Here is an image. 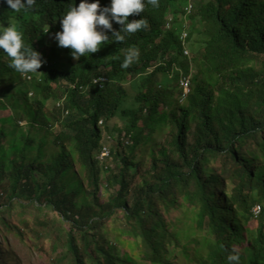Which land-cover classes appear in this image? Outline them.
<instances>
[{
  "label": "trees",
  "instance_id": "16d2710c",
  "mask_svg": "<svg viewBox=\"0 0 264 264\" xmlns=\"http://www.w3.org/2000/svg\"><path fill=\"white\" fill-rule=\"evenodd\" d=\"M80 3L36 0L33 10L15 13L0 0V25L11 19L24 43L47 60L41 73L23 77L0 50L1 96L14 113L22 109L29 116L30 126L19 127L16 114L2 120L15 127H0V224L15 230L6 221L15 208L49 206L56 224H63L51 246L55 264H171L169 257L189 244L181 243L164 216L180 207V197L207 246L198 264H229L236 246L239 264H264V0H159V7L129 17L146 19V30L74 60L54 37L69 5ZM168 13L170 27L163 30ZM133 46L138 62L123 69L124 50ZM191 76L183 100L179 82ZM7 104L0 103V110ZM119 115L127 123L126 138L109 135L119 148L109 147L102 160L104 131L122 132L109 125ZM168 120L176 131L169 150L143 172L138 150L147 142L145 130L154 133ZM218 162L220 177L211 168ZM77 168L83 180L65 185ZM82 194L87 202L80 203ZM117 221L124 229L111 240L105 227ZM35 223L38 240L48 221ZM123 237L133 241L126 240L130 254L121 257L115 249ZM191 243L200 244L195 238Z\"/></svg>",
  "mask_w": 264,
  "mask_h": 264
},
{
  "label": "rangeland",
  "instance_id": "374dc122",
  "mask_svg": "<svg viewBox=\"0 0 264 264\" xmlns=\"http://www.w3.org/2000/svg\"><path fill=\"white\" fill-rule=\"evenodd\" d=\"M185 5V4H184ZM192 6V3L187 4L185 6ZM184 7V6H183ZM182 7V8H183ZM168 16V15H167ZM186 27H188V24H186ZM187 45V44H186ZM187 50V46H185ZM40 49H42V46H40ZM49 52L46 53L48 55ZM44 60V63L47 62L46 57L42 58ZM41 71V70H39ZM193 74L195 75V69H192ZM193 75V76H194ZM23 77H28L27 75ZM128 76L127 78H129ZM29 79V78H27ZM172 78L169 80L171 81ZM192 79V76L190 77ZM177 81V79H176ZM180 84V82H179ZM5 90L4 87L0 86V103L7 104L5 102V99L1 96V93ZM180 90L177 89V94L179 95ZM175 93V95H176ZM31 95V93H30ZM184 100V99H183ZM8 109L5 111L0 110V127L4 125L5 129L7 130H13L14 125H9L8 123L4 124L2 123V120H6L10 117L14 118V115L16 114L15 118H20L19 121V127L24 126V129L29 128V116L22 112V109H20L18 112L14 113L9 104L6 105ZM23 114V115H22ZM177 114V113H176ZM15 120V119H14ZM16 123V122H15ZM124 118L121 117V115L116 116L115 119L109 122L110 127H116L121 129L122 132H113L108 135H112L116 138L120 137L123 139L126 138L125 135H127V125ZM104 125V124H103ZM33 133L37 132L39 129H31ZM175 128L173 126V122L171 120H168L165 125L161 128H157L154 133L149 132L148 130H145L144 133V139L147 141L143 143L140 146V149L138 152L141 153V157L138 160L143 165V172L147 171L149 169V166L151 164L152 159H160L158 155L162 153L161 151H168V144L172 141V138L175 135ZM43 131H41V134ZM106 134V131H104ZM129 137V136H128ZM48 139V138H46ZM50 140V139H49ZM189 140H192L189 138ZM7 141L5 140L3 142V145L5 148H7ZM111 140H108L105 138L104 143L105 145H108L109 147H115L116 150L119 148L118 145L115 146V143H110ZM114 141V140H113ZM53 147L50 146L48 151H52ZM219 166L220 163H214L211 168L215 171L216 176L220 177L219 175ZM77 176L76 178H71L70 180L65 182V185H70L75 183L76 180H83V176L78 173V168L76 169ZM103 184L107 182V175L103 172ZM232 187V184L227 183L226 188L228 191H230ZM86 188V187H85ZM109 199L108 195L104 198V201L107 202ZM87 202V198L85 194H82V200L80 203ZM180 197L177 200V204H180V207L175 210H169L168 214L164 215L166 221L171 224L172 232L178 234V238H180L181 243L188 244L187 248L183 253L177 252L174 255H171L169 257L171 264H198V259L203 258L207 256V246L202 245L203 241L201 240L200 233H197L195 231L194 227V220L193 215L186 211L185 206L180 203ZM55 217H57V214L53 212L52 208L49 206H44L41 210H32L30 208L26 209H19L15 208L13 212L8 214L6 221L8 222L9 226L16 228L10 229L6 228L4 225L0 224V262L2 264H55L53 261V258L56 256L57 252L51 253V246L54 244V241L58 238L57 233L55 232V229L63 227V224L58 222L56 224ZM36 220H46L48 221V224L43 228V231L41 232L40 238L37 240L33 230L40 229V226H37L35 221ZM29 225V226H28ZM256 225V221L252 220L249 223L250 227H254ZM123 228L122 222L119 224V221H117L116 224L109 223L106 225L105 230L111 240H117V229ZM22 230L24 234H19L15 231ZM62 229V228H61ZM124 229V228H123ZM126 229V228H125ZM128 230V229H126ZM195 233V234H194ZM187 238L184 240V238ZM199 240L200 244L195 245L194 243H191L192 239ZM132 237H123L121 241H125V243L116 242V249L120 256L123 257L126 254H130V248L127 246L126 240H132ZM184 240V241H183ZM57 241V240H56ZM133 241V240H132ZM236 249H240L241 246H236ZM179 251V250H178ZM147 264V263H146Z\"/></svg>",
  "mask_w": 264,
  "mask_h": 264
},
{
  "label": "clouds",
  "instance_id": "9594fccd",
  "mask_svg": "<svg viewBox=\"0 0 264 264\" xmlns=\"http://www.w3.org/2000/svg\"><path fill=\"white\" fill-rule=\"evenodd\" d=\"M35 2L36 0H26V2L25 0H6L12 12L15 13L33 10ZM149 5L157 8L159 7V0H111V5L103 8L99 0L94 3H89L88 0H81L78 7L75 4L69 5L60 20L62 30L57 32L54 38L58 41L59 47L71 49L72 58L79 60L82 56L97 53L105 44L112 42L123 43L126 36L146 30L149 27L146 19L129 22V17L144 13ZM190 13L191 9L188 14L185 12V15L189 16ZM167 15L164 22L168 23L163 25V30L170 27L171 15L169 13ZM113 21L121 26L119 31L113 28ZM186 24L187 22L183 23V28H185ZM109 31L112 33L111 39L107 34ZM182 35H185L183 40ZM186 39L187 34L182 31L180 40L183 43V47H185L184 42ZM0 50H3L7 57L10 58L9 67L22 76L30 73H41L38 71L44 63L41 53L24 43L23 32L11 19L8 20L7 27L0 25ZM186 53L189 55L188 50ZM138 59L139 50L134 46L129 47L124 50V60L121 67L128 69L138 62ZM188 78L190 79V77ZM100 122L103 125V121ZM103 137L111 140V136L108 134L104 133ZM227 259L229 264H239L240 256L238 251L234 248Z\"/></svg>",
  "mask_w": 264,
  "mask_h": 264
},
{
  "label": "built area",
  "instance_id": "2783aa9c",
  "mask_svg": "<svg viewBox=\"0 0 264 264\" xmlns=\"http://www.w3.org/2000/svg\"><path fill=\"white\" fill-rule=\"evenodd\" d=\"M190 9H191V6L190 5L185 8L186 14H188L190 12ZM184 38H185V35H182V40ZM180 87H181V90H182V98L185 99L188 96L189 92H190V79L189 78H186V77L184 79H182L180 81ZM100 124H102V122ZM108 148H109L108 145H104V148L102 149V150H104V152L102 154L103 157H105V156H107L109 154ZM253 212L255 214H258L260 212V207L259 206L254 207Z\"/></svg>",
  "mask_w": 264,
  "mask_h": 264
},
{
  "label": "bare ground",
  "instance_id": "6f19581e",
  "mask_svg": "<svg viewBox=\"0 0 264 264\" xmlns=\"http://www.w3.org/2000/svg\"><path fill=\"white\" fill-rule=\"evenodd\" d=\"M168 23V22H167ZM99 123H101V122H99ZM102 125V124H101ZM108 150H109V154L107 155V156H105V157H103V152H104V150H102V152H101V154H100V158L103 160V159H105L106 157H108L109 155H110V149L108 148ZM261 211V210H260Z\"/></svg>",
  "mask_w": 264,
  "mask_h": 264
}]
</instances>
